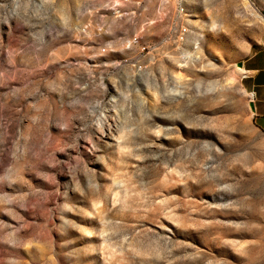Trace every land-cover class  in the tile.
<instances>
[{
	"label": "rangeland",
	"instance_id": "rangeland-1",
	"mask_svg": "<svg viewBox=\"0 0 264 264\" xmlns=\"http://www.w3.org/2000/svg\"><path fill=\"white\" fill-rule=\"evenodd\" d=\"M253 11L0 0V264H264Z\"/></svg>",
	"mask_w": 264,
	"mask_h": 264
},
{
	"label": "crops",
	"instance_id": "crops-1",
	"mask_svg": "<svg viewBox=\"0 0 264 264\" xmlns=\"http://www.w3.org/2000/svg\"><path fill=\"white\" fill-rule=\"evenodd\" d=\"M242 72V85L250 97L252 124L260 135L264 173V45L248 53L242 62Z\"/></svg>",
	"mask_w": 264,
	"mask_h": 264
},
{
	"label": "bare ground",
	"instance_id": "bare-ground-1",
	"mask_svg": "<svg viewBox=\"0 0 264 264\" xmlns=\"http://www.w3.org/2000/svg\"><path fill=\"white\" fill-rule=\"evenodd\" d=\"M243 1H247V0H243ZM251 15L256 21L260 22L264 26V16L262 14L253 11Z\"/></svg>",
	"mask_w": 264,
	"mask_h": 264
},
{
	"label": "built area",
	"instance_id": "built-area-1",
	"mask_svg": "<svg viewBox=\"0 0 264 264\" xmlns=\"http://www.w3.org/2000/svg\"><path fill=\"white\" fill-rule=\"evenodd\" d=\"M159 1H162L164 3H167V2H174L177 4V0H159Z\"/></svg>",
	"mask_w": 264,
	"mask_h": 264
}]
</instances>
